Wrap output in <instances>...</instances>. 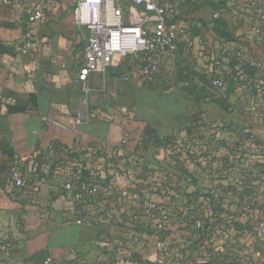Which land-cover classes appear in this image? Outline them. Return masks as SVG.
<instances>
[{"label": "crops", "instance_id": "crops-1", "mask_svg": "<svg viewBox=\"0 0 264 264\" xmlns=\"http://www.w3.org/2000/svg\"><path fill=\"white\" fill-rule=\"evenodd\" d=\"M6 1L0 0V41L14 45L36 33L43 47L37 59L15 52L0 55V133L10 142L26 179L23 189L0 181V241L10 239L14 245L0 264H39L44 257H50L53 264H137L136 258L161 262L159 243L171 229L161 219L159 223L150 222L137 198L145 199L161 214L169 204L183 205L187 195H204L212 190L215 176L207 175L203 166L207 161L215 168L220 166L226 155L224 145L238 139L226 126L241 127L246 120L238 112L226 113L212 103L222 96L209 80L212 62L220 58V46L233 49L239 44L254 57L264 59V35L257 24L261 9L257 11L253 0H184L173 27L178 35L182 32L199 38L192 43V39H179L178 44L185 43L183 52L177 49L157 79H133L110 90L108 84L115 77L112 69L116 68L112 67L104 76L90 75V91L84 94L77 82L83 45L79 39L82 32L72 24L73 0H50L48 22L36 29L28 26L25 16L33 0ZM216 20L224 21L226 27L215 28ZM217 33H229L232 38L219 45ZM184 56L192 62H185ZM188 69L192 74L184 80ZM244 89L237 88L231 103L255 113L249 123L262 152H244L237 165L264 167V125L257 124L264 119ZM125 108L127 115L121 112ZM124 117L129 121L130 135L125 146L126 160L116 164L123 175L116 173L120 186L114 193L106 181L100 180L99 168H106L104 172L110 174L108 169L117 159L115 147L123 137ZM213 117L217 120H210ZM192 118L197 119L192 122ZM213 126L221 128L220 136L215 137ZM175 136L191 145L193 141L204 142L206 153L200 147L193 148L192 159L201 163L190 166L195 185L172 179L167 185L169 175L165 173L173 171L167 149L158 142ZM103 141L113 148L103 161L87 164L86 159L82 160L87 183L99 187L93 202L80 197L68 168L44 172L46 167L39 155L49 146L58 144L75 152ZM61 162H65L63 157L53 166ZM69 180L73 183L72 195L63 190ZM200 201L210 211L204 199L200 197L197 202ZM104 209L114 211L119 231L109 224L77 221L94 218ZM171 222L173 226L177 222L184 224L191 234L183 220ZM170 251L175 257L176 253ZM167 259L162 257L163 261Z\"/></svg>", "mask_w": 264, "mask_h": 264}, {"label": "built area", "instance_id": "built-area-1", "mask_svg": "<svg viewBox=\"0 0 264 264\" xmlns=\"http://www.w3.org/2000/svg\"><path fill=\"white\" fill-rule=\"evenodd\" d=\"M5 3L6 0H3ZM50 0H33L32 4L25 10V16L29 27L34 29L45 25L48 22L47 4ZM184 0H73L72 8V24L78 30L85 34V43L82 48L80 64L77 73V82L82 85V92L89 93L87 81L90 75L104 76L112 67L120 66L122 72L119 77L112 81L114 83L126 84L131 80H151L160 75L163 70L164 63L171 58L177 51V43L179 42L178 33L171 24L177 18L180 11L181 3ZM203 1V0H202ZM256 7H262V0H253ZM216 18L217 16L214 15ZM258 28L264 31V9L259 11ZM43 43L41 38L35 33L27 40L13 45L14 52L31 59L39 58L42 51ZM220 58L215 59L212 68L220 74L219 77L210 79L211 85L218 89L221 93L225 90L224 77L227 75V65L231 59L237 60L254 68L257 72L256 88L264 89V59L254 57L247 47H238L236 51L229 49L223 45L219 47ZM210 75V74H209ZM113 83V84H114ZM254 106L261 107L258 111L261 118L264 119V97H252ZM254 109V108H253ZM233 111L238 112L244 119V124L239 127L240 135L243 140L237 139L234 143L224 145L226 149L225 158L233 165L232 173H241L246 169L245 166L237 165L244 152L254 150L262 152L261 146L253 136L250 117L255 115L253 111H247L242 107H234ZM123 115L128 114L127 109L121 110ZM123 137L119 142L116 150V160L113 162L112 169H108L110 174L104 172L106 168L100 167V180L106 181L108 188L114 193L119 189V180L116 175L120 172L121 161L126 160L125 146L130 135L129 121L126 117L122 119ZM229 127L232 134H237L235 126ZM215 137L222 134L220 127H211ZM210 142L209 139H206ZM195 147H192V145ZM192 145L185 140L176 138L173 145L167 149L168 159L173 163L177 161L178 166L185 167V154L192 155L193 148L200 147L203 153H206L203 141H193ZM112 147L105 141L97 146L88 149L77 150L71 156L65 155L64 150L54 145L49 146L39 157L45 164L44 172L57 173L58 170L68 168L72 179L77 183L80 197L88 203L94 201L98 195V186L87 183L85 179V167L82 160L86 159L87 164L91 161H103V158L110 154ZM63 157L65 162H61L58 167H54V162ZM121 159V161H120ZM117 164V165H116ZM245 164V163H244ZM138 167L141 163H133ZM33 170L36 171V164H32ZM52 167V169H51ZM54 168V169H53ZM217 170L213 166L207 168L210 176H215ZM159 172V170H157ZM172 171V169H171ZM112 172V173H111ZM167 172V171H164ZM229 170L222 171L227 174ZM121 173V172H120ZM169 175L172 180L177 178ZM122 174V173H121ZM123 175V174H122ZM4 177L7 183L17 189H23L26 186L24 172L19 167L8 169ZM252 177L256 178V184L260 185L264 181V173L254 172ZM131 176L127 178L130 181ZM183 183H189V180ZM63 190L72 195L73 183L71 180L64 184ZM141 203V207L146 211L147 219L152 223H159V219L176 218L175 214L167 213L159 218V212L155 211L145 199L137 198ZM248 207H245V210ZM194 220V219H193ZM192 220V221H193ZM79 223H94L97 225L109 224L118 231L121 229L118 225L116 214L111 209H104L101 214L94 218L83 217L77 220ZM195 228L199 229L202 222L199 219L193 221ZM13 243L10 239L0 241V263L4 262L13 250ZM39 264H53L50 257H44Z\"/></svg>", "mask_w": 264, "mask_h": 264}, {"label": "trees", "instance_id": "trees-1", "mask_svg": "<svg viewBox=\"0 0 264 264\" xmlns=\"http://www.w3.org/2000/svg\"><path fill=\"white\" fill-rule=\"evenodd\" d=\"M176 19L177 18H175L172 21L171 23L172 25H174ZM213 25L215 28L220 26L226 27L225 22L221 20L214 21ZM261 32L264 35V31ZM216 37H217V42L219 43V45H221V44H227L231 40L232 35L229 33H221V34L217 33ZM238 46L241 47L243 45L239 44ZM184 47H185L184 42H180L179 44L177 43V49L180 52H183ZM237 48H233L234 51H236ZM3 54H8V55L14 54L13 45H6L2 41H0V55ZM184 59L185 62H187L188 56H184ZM190 62L192 61H189L187 63ZM227 66H228V70L226 71L227 75L224 77L225 90L219 99L212 101V103L215 106L219 107L226 113L233 111L235 106H233V104L231 103V98L236 94V90L239 87H244L245 88L244 92L248 93L249 96L256 97L261 95L264 97V89L261 90L256 88L258 77H257V72L254 68L250 67L247 64L240 63L239 61L234 59H231ZM112 70L115 73V77L113 79L119 77V75L122 72L120 66ZM186 72L187 73L184 75L186 77L183 78L184 80L187 79L189 74L190 75L192 74V72L189 71V69ZM160 75L154 77L150 81L157 79ZM209 76L210 79L211 78L214 79L219 77L220 74H218L217 71L213 69ZM260 109L261 107H259V111ZM21 110H23V108L20 109L18 108V111ZM196 119L192 118L191 121L195 122ZM236 129H237L238 139L243 140L244 138L242 135H240L239 127H236ZM188 132L190 131L188 130ZM153 141H157V139H154ZM174 141H175V137H170L162 141L159 140V142L158 141L157 142L158 143L162 142L163 146L166 149H169L173 145ZM53 145L55 147H60L58 144H53ZM62 150H64L65 155H68L67 153L74 154L73 151L71 152L66 149H62ZM192 157L193 155L185 154V160H184L185 167L178 166L177 161H174L173 163L171 162V160L168 161L170 164V168L173 171L172 176L176 177L177 178L176 180H180V181L189 180V183L191 185H195L196 179L194 178L190 166H200L201 163H198L197 160L192 159ZM168 159L170 158L168 157ZM35 160L36 161L38 160V156H35ZM212 165L213 164L207 161L206 164L203 166V170L204 171L206 170L207 172V168ZM15 167H19L18 159L15 156V153L6 136L0 133V181L7 182L6 178L4 177L5 172L10 168H15ZM232 168L233 165L229 163L227 158L222 159L220 166L218 167L219 171H217L215 177H212L211 182L213 188L211 191H209L207 194L204 195H199L197 192L192 193L190 195H187V200L185 199L183 205L178 203L175 204L172 203L164 208V210H166L168 214L169 213L175 214L176 215L175 219L183 220L184 222H187L190 220L191 207L195 206V211H197L198 208L202 206V203L201 202L198 203L197 200L200 197L204 199L208 209H210V212H209V216L208 215L204 216L203 212L200 215L199 219L202 222L201 228L197 229L194 227L193 219H191L187 224L188 230L196 240L194 244H200L202 241L208 240L210 238L209 236L212 233L214 226L220 224L221 222L220 216L226 214V212H228L230 208H235L236 210L240 211L241 209L248 207V210L251 211L255 207L256 204L255 201L259 191V185L256 184L257 179L252 177V175L254 172L263 174L264 167L258 164H254L246 167V169L240 171L241 173L238 172L235 175H233L231 171ZM226 170H229L230 172H228L227 174H223L222 171H226ZM207 175L209 174L207 173ZM166 179L168 180V181L166 180L168 185L170 183L169 180L171 178L166 177ZM134 261L137 264H152V262L145 260L143 261L140 260L139 258H136ZM158 264H164V263L159 262Z\"/></svg>", "mask_w": 264, "mask_h": 264}, {"label": "rangeland", "instance_id": "rangeland-1", "mask_svg": "<svg viewBox=\"0 0 264 264\" xmlns=\"http://www.w3.org/2000/svg\"><path fill=\"white\" fill-rule=\"evenodd\" d=\"M262 8L257 7V11L262 10ZM197 38L199 37L190 36L187 33L183 34L182 32H179L178 35L180 41L192 39L191 43ZM79 39L82 47L85 43L83 32L79 35ZM78 63H80V60ZM113 83L114 81H110L108 84L110 90L124 85L119 84V82ZM214 119L213 117L210 120ZM257 124H260L261 127L264 122ZM215 166L213 167L215 168ZM215 170L217 169L215 168ZM233 175H235V172H233ZM261 188L263 189L260 191ZM255 203V207L251 211L245 210V208L240 211L230 208L226 214L220 216L221 222L214 226L210 238L200 244H194L196 240L185 230L186 226L184 224L177 222V225L173 226L172 223L174 222L171 221L175 218H163L166 221L164 225L169 227L171 232L165 240H162V244L159 243V261L164 264H264V181L260 185ZM204 207L205 204H202L197 211H195V206L191 207L190 220L199 219L202 212L204 216L206 214L209 216L210 211ZM159 215L162 217L165 214L162 212ZM189 221L186 222V225ZM199 221L201 220L199 219ZM169 242L172 244L167 246ZM170 246L171 249H169ZM170 250L176 253L175 257H172V251ZM162 257L168 259L163 261ZM152 264H158V262L154 261Z\"/></svg>", "mask_w": 264, "mask_h": 264}]
</instances>
